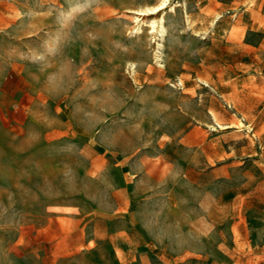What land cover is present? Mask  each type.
Returning <instances> with one entry per match:
<instances>
[{
    "label": "rangeland",
    "instance_id": "obj_1",
    "mask_svg": "<svg viewBox=\"0 0 264 264\" xmlns=\"http://www.w3.org/2000/svg\"><path fill=\"white\" fill-rule=\"evenodd\" d=\"M158 1L0 0V264H264V0Z\"/></svg>",
    "mask_w": 264,
    "mask_h": 264
},
{
    "label": "bare ground",
    "instance_id": "obj_2",
    "mask_svg": "<svg viewBox=\"0 0 264 264\" xmlns=\"http://www.w3.org/2000/svg\"><path fill=\"white\" fill-rule=\"evenodd\" d=\"M168 5H170L171 8H174V5L170 4V0H159L156 4L154 5H145L141 6L134 11L137 15L135 16V19L138 21L144 22V20H141L139 15H150V14H155L160 10H163L166 8ZM143 19V18H142ZM163 16H160L158 18H153L151 19L148 23L149 26L152 30H157L159 33V36L162 37L164 32H165V27L163 25ZM137 29H140L139 26H137ZM154 36V35H153ZM157 44V43H156ZM238 124V122H237Z\"/></svg>",
    "mask_w": 264,
    "mask_h": 264
}]
</instances>
